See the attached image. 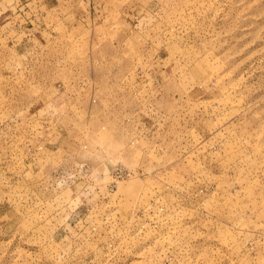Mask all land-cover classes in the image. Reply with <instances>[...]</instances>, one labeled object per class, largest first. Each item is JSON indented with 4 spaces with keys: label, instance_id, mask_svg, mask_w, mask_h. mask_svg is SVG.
<instances>
[{
    "label": "rangeland",
    "instance_id": "rangeland-1",
    "mask_svg": "<svg viewBox=\"0 0 264 264\" xmlns=\"http://www.w3.org/2000/svg\"><path fill=\"white\" fill-rule=\"evenodd\" d=\"M0 264H264V0H0Z\"/></svg>",
    "mask_w": 264,
    "mask_h": 264
}]
</instances>
